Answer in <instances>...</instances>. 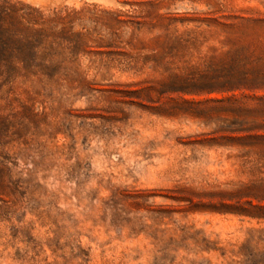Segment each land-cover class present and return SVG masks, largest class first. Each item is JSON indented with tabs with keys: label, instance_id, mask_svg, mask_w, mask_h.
<instances>
[{
	"label": "rangeland",
	"instance_id": "rangeland-1",
	"mask_svg": "<svg viewBox=\"0 0 264 264\" xmlns=\"http://www.w3.org/2000/svg\"><path fill=\"white\" fill-rule=\"evenodd\" d=\"M0 3V264H264V0Z\"/></svg>",
	"mask_w": 264,
	"mask_h": 264
},
{
	"label": "trees",
	"instance_id": "trees-1",
	"mask_svg": "<svg viewBox=\"0 0 264 264\" xmlns=\"http://www.w3.org/2000/svg\"><path fill=\"white\" fill-rule=\"evenodd\" d=\"M3 2H7L8 0H2ZM8 8L5 7L4 4L0 3V18L7 20L10 26H3L0 23V52H7L10 49H13V45L17 49V51L22 56H27L32 51L33 46V37H31L30 30L27 26H20L13 19V14ZM17 25L18 31L22 32L23 35L21 37L13 36L11 33V27ZM20 26V27H19ZM2 37V38H1ZM239 80H243L244 82H249V78L246 75H242Z\"/></svg>",
	"mask_w": 264,
	"mask_h": 264
}]
</instances>
